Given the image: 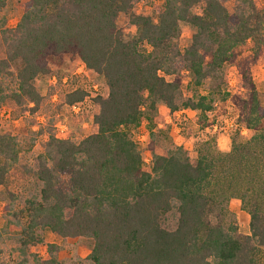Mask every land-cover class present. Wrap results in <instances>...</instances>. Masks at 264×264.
<instances>
[{
  "label": "trees",
  "instance_id": "obj_1",
  "mask_svg": "<svg viewBox=\"0 0 264 264\" xmlns=\"http://www.w3.org/2000/svg\"><path fill=\"white\" fill-rule=\"evenodd\" d=\"M7 1L0 0V108L11 110L12 121L25 118L30 136L23 143L0 127V187L16 170L36 189L21 208L19 196L4 190L0 264H64L61 246L45 243V232L82 241L89 264H261L264 107L251 69L264 56V9L256 0H235L231 11L230 0H162L153 6L155 18L133 13L135 0H23L12 28L1 13ZM119 14L136 28L135 38L124 39ZM179 23L194 30L183 50L175 42ZM64 56L79 59L107 87L105 97L94 98L96 132L79 141L60 138L50 119L31 130L43 103L34 80ZM227 64L236 70L229 97L238 127L229 151L209 146L193 160L182 146L160 154L157 105L170 115L197 111L200 124L212 125L206 114L229 95ZM183 72L190 95L182 90ZM85 97L77 88L65 103ZM144 120L149 170L134 139ZM37 142L41 150L21 163ZM232 199L248 215V234L238 232ZM38 245L43 258L31 252Z\"/></svg>",
  "mask_w": 264,
  "mask_h": 264
},
{
  "label": "rangeland",
  "instance_id": "obj_2",
  "mask_svg": "<svg viewBox=\"0 0 264 264\" xmlns=\"http://www.w3.org/2000/svg\"><path fill=\"white\" fill-rule=\"evenodd\" d=\"M23 0H8L6 6L1 12L7 21V26L12 28L18 22L22 12ZM162 0H135L132 12L139 15L154 17L153 6L161 4ZM235 0L228 1L225 5L231 11ZM258 6L264 9V0L255 1ZM197 11V10H196ZM199 11V10H198ZM116 25L122 31L124 39L130 40L137 36L136 28L129 24L128 16L119 14L116 18ZM193 28L187 23H179L178 36L175 42L180 50L185 49L193 34ZM144 48H150L144 45ZM48 73L40 75L34 80L36 90L43 98V103L39 113L36 115V125L31 130L35 131L38 125H42L46 120L53 123L56 134L60 138H69L73 141H79L96 132V126L93 118L98 113V105L94 102L97 95L105 97L107 87L102 76L86 70L79 59L64 56L58 60L48 61ZM251 74L255 83L258 99L261 106L264 107V56L259 59L257 64L252 67ZM182 90L185 95H190L193 90L188 87L189 78L186 73H182ZM222 78L227 81L226 92L228 96L218 98L215 109L206 114L207 121L212 125L204 127L197 119V111H181L175 115H170L162 103L157 105L159 116V126L162 128V135L157 138V151L164 154L173 146H182L187 152L190 159H195L197 153L207 147H213L222 152L230 149L231 137L237 132L236 111L230 102V95L235 92L236 70L233 65H225L222 72ZM170 80L171 77H166ZM210 81L198 90L199 93L205 94ZM82 89L86 93L83 101L75 103L74 106H68L65 103V95L76 89ZM11 110L8 107L0 108V127L1 130L10 131L17 135L20 142L25 143L30 136L27 131V121L25 118L11 120ZM240 136L242 140L247 138L245 129H241ZM42 137L40 140H44ZM134 139L138 142L142 151L143 162L146 170L150 168L151 154L148 149V123L143 121L139 128L134 132ZM23 146H25L23 144ZM41 150L37 142L32 151L21 157V163L29 162L34 153ZM7 191L19 196L21 208L22 201L36 189V185L31 179H26L22 174L13 170L9 176ZM0 187V227L4 224L3 205L5 204L6 192ZM228 210L235 216L238 232L248 234L249 218L245 210L241 208L240 202L232 199L228 203ZM9 236V235H8ZM45 243H56L61 246L62 251L59 258L64 264L81 262L89 264L86 258L88 247L80 240H62L58 236L49 232L44 233ZM12 246L11 240L6 241V249ZM31 252L38 254L40 257L45 256L43 246L31 248ZM261 264H264V250L261 257Z\"/></svg>",
  "mask_w": 264,
  "mask_h": 264
}]
</instances>
